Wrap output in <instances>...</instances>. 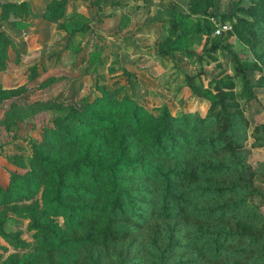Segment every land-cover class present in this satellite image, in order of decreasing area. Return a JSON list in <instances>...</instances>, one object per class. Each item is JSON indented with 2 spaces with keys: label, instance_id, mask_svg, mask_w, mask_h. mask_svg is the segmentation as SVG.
Here are the masks:
<instances>
[{
  "label": "trees",
  "instance_id": "obj_1",
  "mask_svg": "<svg viewBox=\"0 0 264 264\" xmlns=\"http://www.w3.org/2000/svg\"><path fill=\"white\" fill-rule=\"evenodd\" d=\"M28 12L1 6L3 18ZM200 96L205 114L173 115L104 89L54 116L0 185V236L15 250L0 264H264L246 125L213 90ZM9 204H21L32 241L4 230Z\"/></svg>",
  "mask_w": 264,
  "mask_h": 264
},
{
  "label": "rangeland",
  "instance_id": "obj_2",
  "mask_svg": "<svg viewBox=\"0 0 264 264\" xmlns=\"http://www.w3.org/2000/svg\"><path fill=\"white\" fill-rule=\"evenodd\" d=\"M29 1L24 18H3L0 0L1 186L54 116L104 89L173 115L205 114L200 94L213 90L246 125L244 181L264 214V0ZM9 205L4 230L32 241L21 204ZM12 252L0 236L1 258Z\"/></svg>",
  "mask_w": 264,
  "mask_h": 264
},
{
  "label": "built area",
  "instance_id": "obj_3",
  "mask_svg": "<svg viewBox=\"0 0 264 264\" xmlns=\"http://www.w3.org/2000/svg\"><path fill=\"white\" fill-rule=\"evenodd\" d=\"M228 29H230V26L227 23H222L220 25L215 26L213 35H220L221 33L227 31Z\"/></svg>",
  "mask_w": 264,
  "mask_h": 264
},
{
  "label": "crops",
  "instance_id": "obj_4",
  "mask_svg": "<svg viewBox=\"0 0 264 264\" xmlns=\"http://www.w3.org/2000/svg\"><path fill=\"white\" fill-rule=\"evenodd\" d=\"M9 2H14L13 0H8ZM24 0H17V2L19 3V2H23ZM26 2H28V4L30 5V6H32L31 4H30V1L29 0H26ZM47 2V1H46ZM37 4H39V3H37ZM46 4V3H45ZM45 4H44V6H45ZM36 5V4H35ZM31 11H32V9H31Z\"/></svg>",
  "mask_w": 264,
  "mask_h": 264
}]
</instances>
